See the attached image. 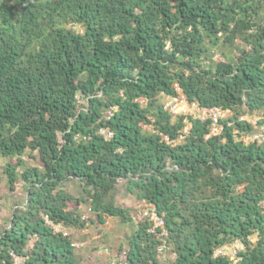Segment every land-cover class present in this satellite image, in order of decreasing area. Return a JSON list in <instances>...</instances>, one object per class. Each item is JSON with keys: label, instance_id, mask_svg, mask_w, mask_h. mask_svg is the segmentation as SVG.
I'll list each match as a JSON object with an SVG mask.
<instances>
[{"label": "trees", "instance_id": "1", "mask_svg": "<svg viewBox=\"0 0 264 264\" xmlns=\"http://www.w3.org/2000/svg\"><path fill=\"white\" fill-rule=\"evenodd\" d=\"M263 2L0 0V157H16L9 188H26L0 230V264H77L52 224L83 227L81 204L100 222L135 223L127 264H230L214 251L236 242V264H264V139L240 138L264 132ZM218 44L235 49L213 59ZM176 84L228 110L219 133L164 107ZM244 108L263 115L251 122ZM120 181L163 229L115 204Z\"/></svg>", "mask_w": 264, "mask_h": 264}, {"label": "rangeland", "instance_id": "2", "mask_svg": "<svg viewBox=\"0 0 264 264\" xmlns=\"http://www.w3.org/2000/svg\"><path fill=\"white\" fill-rule=\"evenodd\" d=\"M236 41L240 43L239 39ZM233 49H235L234 45L227 47L218 44L210 49L209 54L213 59H219L222 57V53L225 54ZM261 115H263V110L249 111L244 108L241 116L251 122H255ZM261 131V129H256V132ZM35 155V152H26L21 156V159L26 165L36 166ZM15 160L16 157L11 159L0 157V230L9 224L14 209L24 206L26 203L25 183L18 179L14 188L11 189L8 185L7 175L4 173L7 161L15 162ZM65 190L75 198L81 194V187L78 181L67 183ZM114 201L120 207L126 208L131 215H136L139 212L143 202L127 190L123 181L118 182L116 186ZM72 203L74 201L70 202V205ZM78 208L81 220L84 222L83 227L63 224H52V226L55 231H61L72 238L76 247L77 264H109L114 252L127 249V239L134 230L135 223H124L119 217L108 215L103 217V222H100L88 206L81 204ZM83 215H86L87 218H82ZM12 255L15 263H19L22 260V257L15 254ZM161 258L164 260L163 255H161Z\"/></svg>", "mask_w": 264, "mask_h": 264}, {"label": "built area", "instance_id": "3", "mask_svg": "<svg viewBox=\"0 0 264 264\" xmlns=\"http://www.w3.org/2000/svg\"><path fill=\"white\" fill-rule=\"evenodd\" d=\"M178 93L175 95H164V107L167 108L173 115L190 116L200 121L210 120L212 122V128L209 134L215 135L219 133L222 126L219 124V120L226 116L229 112L220 107H201L195 101H189L179 90L176 84ZM108 115H111V111H107ZM189 124L184 127V132L189 128ZM101 134L105 138L111 136V132L105 129H100ZM243 141H249L253 139H264V132H254L251 135H242L240 137ZM82 218H87L83 215ZM135 220L146 219L149 222V232H155L156 228H164V219L161 214L156 210L154 204L149 202H142L139 212L133 216ZM241 248V245L236 242L235 244H225L215 249L214 255H222L228 257L230 264H236L237 251ZM160 249V247H159ZM109 264H127L126 251H116L112 254Z\"/></svg>", "mask_w": 264, "mask_h": 264}]
</instances>
